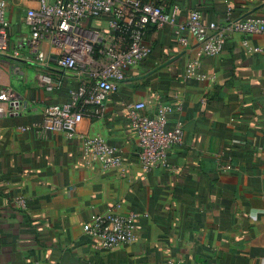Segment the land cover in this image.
I'll use <instances>...</instances> for the list:
<instances>
[{"label": "crops", "instance_id": "1", "mask_svg": "<svg viewBox=\"0 0 264 264\" xmlns=\"http://www.w3.org/2000/svg\"><path fill=\"white\" fill-rule=\"evenodd\" d=\"M161 4L199 10L207 23L264 15V0ZM37 6L10 0L13 42L28 32L27 7ZM147 40L151 57L128 73L102 117L86 116L77 127L120 151L123 165L110 170L84 156L81 139L37 128L44 106L69 102L85 76L66 75L48 92L36 68L21 77L0 57V93L11 91L0 100V264H264V38L232 33L219 57L201 54L192 38L179 45L171 27ZM43 48L53 52L49 41ZM177 97L184 107L169 128L182 123L185 139L170 154L173 170L146 174L130 106L145 102L155 112ZM109 212L135 216L134 244L95 247L83 226Z\"/></svg>", "mask_w": 264, "mask_h": 264}, {"label": "built area", "instance_id": "2", "mask_svg": "<svg viewBox=\"0 0 264 264\" xmlns=\"http://www.w3.org/2000/svg\"><path fill=\"white\" fill-rule=\"evenodd\" d=\"M36 2L27 7L28 32L12 41L10 35V0H0V57L9 60L13 71L24 75L25 68L37 69L38 83L48 92H56L66 75H78L76 86L69 90L70 101L44 106V120L37 128L42 132H61L83 141L84 156L104 170L123 165L120 151L102 137L80 134L77 127L86 116L102 117L108 98L128 73L148 60L154 52L147 40L152 30L171 27L176 41L188 46L196 41L201 54L219 57L230 35L264 38V15L232 18L225 22L207 23L201 11L167 9L161 0H22ZM184 22L179 21L182 12ZM231 14V13H229ZM92 20H105L107 27L88 26ZM46 41L53 52L46 53ZM11 91L0 93L1 101L11 99ZM184 102L180 97L163 103L150 112L145 102L130 106L129 127L137 140L139 163L147 174L156 168L173 170L170 154L183 144L185 131L178 122L169 128L170 115L180 113ZM18 108V106L16 107ZM91 110H90V109ZM228 172L232 166H222ZM23 204L22 198L17 199ZM100 250H114L137 241L135 216L113 212L101 214L83 226Z\"/></svg>", "mask_w": 264, "mask_h": 264}, {"label": "trees", "instance_id": "3", "mask_svg": "<svg viewBox=\"0 0 264 264\" xmlns=\"http://www.w3.org/2000/svg\"><path fill=\"white\" fill-rule=\"evenodd\" d=\"M143 1H145V2H147L146 0H143ZM155 0H153V2H154Z\"/></svg>", "mask_w": 264, "mask_h": 264}]
</instances>
